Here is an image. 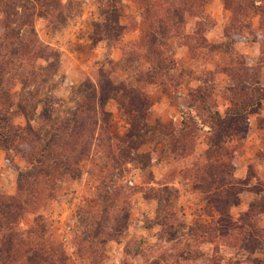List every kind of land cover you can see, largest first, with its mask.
I'll use <instances>...</instances> for the list:
<instances>
[{
	"label": "rangeland",
	"instance_id": "rangeland-1",
	"mask_svg": "<svg viewBox=\"0 0 264 264\" xmlns=\"http://www.w3.org/2000/svg\"><path fill=\"white\" fill-rule=\"evenodd\" d=\"M264 0H0V264H264Z\"/></svg>",
	"mask_w": 264,
	"mask_h": 264
},
{
	"label": "crops",
	"instance_id": "crops-1",
	"mask_svg": "<svg viewBox=\"0 0 264 264\" xmlns=\"http://www.w3.org/2000/svg\"><path fill=\"white\" fill-rule=\"evenodd\" d=\"M263 74H264V72H263Z\"/></svg>",
	"mask_w": 264,
	"mask_h": 264
}]
</instances>
